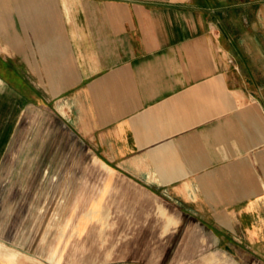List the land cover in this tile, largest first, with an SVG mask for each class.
<instances>
[{"label":"crops","instance_id":"obj_1","mask_svg":"<svg viewBox=\"0 0 264 264\" xmlns=\"http://www.w3.org/2000/svg\"><path fill=\"white\" fill-rule=\"evenodd\" d=\"M0 217L264 264V0H0Z\"/></svg>","mask_w":264,"mask_h":264},{"label":"rangeland","instance_id":"obj_2","mask_svg":"<svg viewBox=\"0 0 264 264\" xmlns=\"http://www.w3.org/2000/svg\"><path fill=\"white\" fill-rule=\"evenodd\" d=\"M36 217H0V263L1 264H55L53 263L52 258H50L49 254L47 255V250L36 249L41 243L42 238L47 243L52 239L59 242L61 252L63 253L61 264H67L70 258H75L78 261L84 259L89 250H86L93 241L90 242L86 239V234L81 236H76L72 233H57V232H38L39 225H37ZM41 219L39 218V221ZM47 218H45V222L47 223ZM52 222V221H51ZM57 223V222H56ZM24 230H28V232H18L20 228ZM17 230V231H15ZM98 236L94 239L92 245L95 246L98 242H100L99 236L106 235V239L112 242H115V245H118L117 248L112 250L113 255L109 262H116L118 260H122L124 258L127 249L123 248L122 239L124 237L131 238L132 245L138 244L139 242H133L132 240L136 238L137 240L144 242V237H148L149 234H134V233H93ZM118 241V243H117ZM147 241V240H146ZM24 244L21 249L18 246ZM45 243V245H47ZM120 243V244H119ZM46 248V247H44ZM95 251V252H94ZM140 250L135 249L134 252H139ZM142 251V250H141ZM145 252L148 250H144ZM153 251V250H152ZM157 251H159L157 249ZM90 253V252H89ZM133 253V251H132ZM212 249H204V250H195V249H173V250H161V260L164 262L172 260V264H213L211 257H213ZM218 255V254H217ZM69 256V257H68ZM99 255H97L96 250H93V259L91 264H102ZM203 257L204 259H193L190 263H186L187 258L189 257ZM234 256V254H233ZM236 256L243 261H246V264H249V259H245L244 255L236 254ZM95 258H97L95 260ZM94 261V262H93ZM82 264V263H78Z\"/></svg>","mask_w":264,"mask_h":264}]
</instances>
